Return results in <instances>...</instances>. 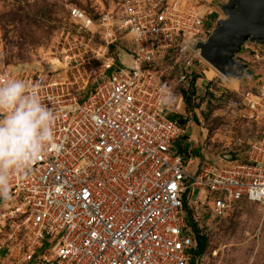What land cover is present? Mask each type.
Wrapping results in <instances>:
<instances>
[{
  "label": "built area",
  "instance_id": "2783aa9c",
  "mask_svg": "<svg viewBox=\"0 0 264 264\" xmlns=\"http://www.w3.org/2000/svg\"><path fill=\"white\" fill-rule=\"evenodd\" d=\"M185 7L186 0H118L96 15L74 7L76 31L63 32L54 53L60 66L37 62L0 74V83L36 86L58 114L55 143L27 173L13 174L11 199L1 205L23 262L199 264L202 227L192 210L208 202L219 219L244 202L264 208V55L247 43L263 45L248 40L241 48L253 58L251 74L259 70L241 95L257 129L247 150L198 158L175 145L184 130L168 118L176 91L168 78L189 84L191 53L212 34L203 19L212 11ZM118 51L129 67L114 58Z\"/></svg>",
  "mask_w": 264,
  "mask_h": 264
},
{
  "label": "rangeland",
  "instance_id": "374dc122",
  "mask_svg": "<svg viewBox=\"0 0 264 264\" xmlns=\"http://www.w3.org/2000/svg\"><path fill=\"white\" fill-rule=\"evenodd\" d=\"M117 2L118 0H0V74L7 73L10 66L34 65L37 62L40 66H49V60L56 58L54 53L59 50L57 42L62 33L76 31L68 15L70 9L75 7L96 15ZM229 3L230 0H186L185 8L194 12H201L206 8L209 9L207 12L212 11L211 15L203 17L210 33L227 19L224 7ZM95 43L100 42L97 40ZM247 45L259 48L260 57L264 55V44L261 47ZM114 58L119 62L125 60L127 67L131 65V59L126 58V53L118 51ZM191 59V70L198 77L192 87L195 91L192 103L196 109L187 107L183 99L179 104L182 89L191 90L192 81L189 84L179 83L173 79L175 75L168 78L174 81L171 85L176 87L173 95L175 114L168 115V118L181 123L184 130V135L175 145H183L184 155L190 151L198 158H201L202 152L208 157L217 154L241 155L247 150L257 130L244 111L241 97L242 93L254 87L256 80L253 76L259 71L257 69L255 72V68L253 75L251 74L252 66H255L252 56L242 50L234 55L233 62L245 68L244 79L235 81L217 73L201 58L200 51L196 48L191 53ZM68 77L73 81L70 73ZM196 195L195 192L190 203H195ZM2 203L3 200H0L1 213L5 212L1 207ZM209 206L206 202L204 206L191 211L193 218L202 227L203 235L208 239L199 264H264V208L244 202L235 206L224 217L213 219L209 214ZM10 225L12 223L9 218H0V264H27L13 253L21 243V238L10 237ZM187 225V231L195 228L190 217ZM50 247L52 245L46 244L42 251L37 252L33 262ZM200 256V253L194 252V261Z\"/></svg>",
  "mask_w": 264,
  "mask_h": 264
},
{
  "label": "clouds",
  "instance_id": "9594fccd",
  "mask_svg": "<svg viewBox=\"0 0 264 264\" xmlns=\"http://www.w3.org/2000/svg\"><path fill=\"white\" fill-rule=\"evenodd\" d=\"M58 114L22 78L0 83V200L11 199L13 174L27 173L55 143Z\"/></svg>",
  "mask_w": 264,
  "mask_h": 264
},
{
  "label": "water",
  "instance_id": "95a60500",
  "mask_svg": "<svg viewBox=\"0 0 264 264\" xmlns=\"http://www.w3.org/2000/svg\"><path fill=\"white\" fill-rule=\"evenodd\" d=\"M224 11L227 19L197 49L219 74L242 79L244 66L234 63L233 57L248 40L264 44V0H230Z\"/></svg>",
  "mask_w": 264,
  "mask_h": 264
},
{
  "label": "trees",
  "instance_id": "16d2710c",
  "mask_svg": "<svg viewBox=\"0 0 264 264\" xmlns=\"http://www.w3.org/2000/svg\"><path fill=\"white\" fill-rule=\"evenodd\" d=\"M197 78L198 77H196L195 75L193 76L192 83H191V90L182 89V91H181V94H182V97H183V100H184V104L187 107H191L193 109L197 108L192 103L193 102V98L195 97V91L193 90L192 87H194ZM195 121L198 122L197 119H195ZM207 240H208L207 237L205 235H203V233H201L197 229V241H198V250H197V252L200 253L201 256L205 252L206 245H207Z\"/></svg>",
  "mask_w": 264,
  "mask_h": 264
},
{
  "label": "bare ground",
  "instance_id": "6f19581e",
  "mask_svg": "<svg viewBox=\"0 0 264 264\" xmlns=\"http://www.w3.org/2000/svg\"><path fill=\"white\" fill-rule=\"evenodd\" d=\"M202 58V57H201ZM203 59V58H202ZM204 60V59H203ZM205 61V60H204ZM206 62V61H205ZM207 63V62H206ZM208 64V63H207ZM49 66H60L61 63L57 60V59H50L49 60V63H48ZM209 65V64H208ZM210 66V65H209ZM212 67V66H211ZM213 69H215L214 67H212ZM215 71L218 73V71L215 69ZM231 80H237L236 78H230ZM238 83V82H237Z\"/></svg>",
  "mask_w": 264,
  "mask_h": 264
}]
</instances>
